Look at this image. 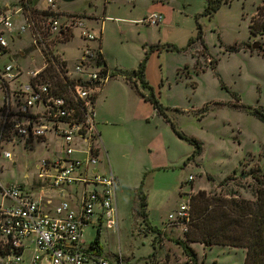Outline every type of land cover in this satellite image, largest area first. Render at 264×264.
I'll use <instances>...</instances> for the list:
<instances>
[{
    "label": "rangeland",
    "instance_id": "obj_1",
    "mask_svg": "<svg viewBox=\"0 0 264 264\" xmlns=\"http://www.w3.org/2000/svg\"><path fill=\"white\" fill-rule=\"evenodd\" d=\"M29 1L37 9L34 15L48 7L47 0ZM210 1L56 0L55 8L61 14L79 15L95 32H101L102 50L110 72L116 75L102 94H107L106 102L101 95L96 106L105 163L119 180V231L104 226L100 236L102 257L110 264H190L174 241L184 238L187 224L171 221L169 216L200 190L210 196L255 199L258 183L254 176L264 184V121L248 108H264V35L250 32L251 20L264 0H227L209 15ZM24 4L25 0H0V7L10 11ZM153 13L163 16L157 26L143 22ZM92 18L98 21L94 24ZM14 21L18 29L25 18L20 15ZM80 32L74 28L72 35L54 38L55 50L63 53L72 73L83 47L96 43L84 40ZM192 38L194 43L189 45ZM31 41L26 33L21 41L10 43L24 71L22 84L29 81L27 71L43 64L39 52L30 51ZM255 42L260 47L253 50ZM153 45L161 47L150 53L146 79L166 117L145 101L149 89L138 82L137 91L125 80ZM167 45L180 51L167 50ZM22 51L27 57L23 63ZM6 94L0 83V118ZM101 110L107 114L97 113ZM171 122L177 131L199 140L202 150L193 159L189 157L195 145L180 137ZM49 135L50 150L44 141H34L33 147L23 141L5 142L13 158L1 160L2 179L39 184L37 164L55 153L65 154L62 140L52 132ZM190 175L195 177L193 182ZM228 176L232 179L222 184ZM142 184L152 228L137 213ZM84 229L83 239L89 245L95 241L97 228ZM153 229L166 231V235L156 237ZM191 245L198 253V264L244 263L242 248Z\"/></svg>",
    "mask_w": 264,
    "mask_h": 264
},
{
    "label": "built area",
    "instance_id": "obj_2",
    "mask_svg": "<svg viewBox=\"0 0 264 264\" xmlns=\"http://www.w3.org/2000/svg\"><path fill=\"white\" fill-rule=\"evenodd\" d=\"M47 1L42 10L46 13L38 18L29 0L12 11L0 7V83L7 93L0 118V264H110L96 257L94 242L87 245L83 239L84 228L95 217L107 229L119 231L118 178L105 163L96 120V98L110 77L101 32L79 15L61 14L56 0ZM20 15L25 22L16 29L14 18ZM162 20V14L153 13L143 22L157 26ZM74 28L84 40L96 43L83 47L72 73L53 44L56 37L72 35ZM26 33L32 37L30 51H38L43 64L27 71L29 81L22 84L24 71L10 43L21 41ZM20 58L22 63L27 59L24 51ZM50 64L63 78V89L46 81ZM51 132L62 140L65 154L55 153L37 164L39 184L2 179L1 160L13 158L5 142L23 141L33 147L34 141H44L50 150ZM194 178L190 175L189 181ZM190 198L169 216L171 221H190Z\"/></svg>",
    "mask_w": 264,
    "mask_h": 264
},
{
    "label": "trees",
    "instance_id": "obj_3",
    "mask_svg": "<svg viewBox=\"0 0 264 264\" xmlns=\"http://www.w3.org/2000/svg\"><path fill=\"white\" fill-rule=\"evenodd\" d=\"M224 2L226 3L227 0L210 1L207 13L212 15V13L217 11ZM35 10H33V13ZM45 13L44 11H39V13H35L36 16H34L38 18ZM198 27L201 37L202 28L200 26ZM250 32L252 36L264 35V4L258 7L256 15L252 18ZM193 43L194 39L192 38L189 41V45ZM160 47V45H153L150 51L146 53L145 58L140 62L137 69L133 71V74L127 75L125 79L131 83L132 86H137V83L141 82L145 88L149 89L150 93L144 95L145 100L150 101L154 108L166 117L165 108L156 97L152 87L146 79V66L150 53L159 50ZM167 50L180 51L179 48L174 45H167ZM234 50H238V47L234 48ZM104 65L108 69L105 58ZM46 75V81L63 89L64 80L53 64H50L46 69ZM248 108L258 118L264 121V108ZM172 126L180 137L195 145L196 149L189 157V159H193L202 150L199 140L194 137H188L184 133L177 131L173 123ZM262 154L264 155V148ZM254 178L258 183V187L255 190V199L236 196H210L205 190H200L191 195V215L190 221L187 223V228L184 232V238L174 239L181 247L183 253L187 256L190 264H198V253L192 247L191 243H201L207 248L214 245L242 248L245 250L243 264H264V184L261 177L255 175ZM230 179H232V176L225 178L222 184L227 183ZM137 196L139 200L137 213L139 216L143 217L148 227H151L148 223V203L147 196L143 191V184L138 190ZM153 232L157 234L156 237H163L166 235V232L160 231L159 229H153ZM94 243L97 247L96 257L101 258V256H103L104 247L100 241L99 230L97 231Z\"/></svg>",
    "mask_w": 264,
    "mask_h": 264
},
{
    "label": "crops",
    "instance_id": "obj_4",
    "mask_svg": "<svg viewBox=\"0 0 264 264\" xmlns=\"http://www.w3.org/2000/svg\"><path fill=\"white\" fill-rule=\"evenodd\" d=\"M147 17V16H146ZM101 38H102V35H101ZM101 44H102V40H101ZM103 51V50H102ZM103 55H104V58H105V60H106V64H107V67H108V70H109V72L111 71L110 69H109V66H108V62H107V59H106V56H105V54H104V52H103ZM116 77V75H114V73L113 72H110V77L108 78V80L105 82V84H104V86H103V88H102V90H101V92L98 94V96H97V98H96V106H97V104H98V101H99V97L103 94V92L105 93V90H106V84H107V82L109 81V80H111L112 78H115ZM120 78H122L123 79V77H120ZM126 80V79H125ZM126 83H128L129 85V88H133L132 86H131V84L128 82V81H126ZM131 86V87H130ZM137 88H136V90L138 91V85L136 86ZM103 96V98L105 99L104 100V102H106V99H107V94H104V95H102ZM144 99V98H143ZM103 100V99H102ZM146 101V100H145ZM150 102V101H149ZM151 103V102H150ZM152 104V103H151ZM101 109V108H100ZM97 113H99V114H101L102 116H104L105 114H107V113H105V112H103L102 110H101V113L100 112H97ZM50 136V135H49ZM48 136V140H50L51 138ZM118 184H119V180H118ZM118 188L119 187H117V189H116V199L118 200ZM119 208H118V201H117V210H118ZM97 220H98V217H95L94 218V222L92 223V224H88L87 226H89V225H92V226H94V227H96L97 228V231L99 230V232H100V236H101V232H102V228L104 227V224L102 223H99V222H97ZM84 231H85V229H84ZM164 232H166V231H164ZM103 255L105 256V254H104V252H103Z\"/></svg>",
    "mask_w": 264,
    "mask_h": 264
},
{
    "label": "water",
    "instance_id": "obj_5",
    "mask_svg": "<svg viewBox=\"0 0 264 264\" xmlns=\"http://www.w3.org/2000/svg\"><path fill=\"white\" fill-rule=\"evenodd\" d=\"M63 1H65V2H74V1H76V0H63ZM259 47H260L259 42H255V43L253 44V49H259Z\"/></svg>",
    "mask_w": 264,
    "mask_h": 264
}]
</instances>
